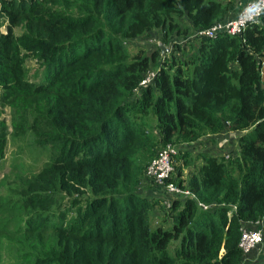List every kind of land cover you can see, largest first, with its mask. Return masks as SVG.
Wrapping results in <instances>:
<instances>
[{"label": "trees", "instance_id": "trees-1", "mask_svg": "<svg viewBox=\"0 0 264 264\" xmlns=\"http://www.w3.org/2000/svg\"><path fill=\"white\" fill-rule=\"evenodd\" d=\"M233 3L0 0L7 18H20L24 37H14V21L0 33V94L27 93L48 104L31 123L14 119L41 147H51L38 186L60 193L57 212L72 217L69 226L58 219L52 231L49 215L31 218L24 233L5 237L23 241L19 264H247L240 229L264 219V11L240 36L194 37L183 61L124 46L153 30L186 41L231 20L224 17ZM184 18L190 24L181 33ZM24 51L38 67L33 83L24 79ZM151 69L153 77L141 85ZM62 93L78 97L75 111L61 102ZM227 130L240 135L239 156L197 153L201 165L177 183L190 196L169 197L166 218L154 225L153 204L134 185L158 149L185 151V144ZM187 155L177 156L185 166ZM66 179L69 191L55 182ZM78 185L85 192H76ZM42 195L29 197L55 201Z\"/></svg>", "mask_w": 264, "mask_h": 264}, {"label": "rangeland", "instance_id": "rangeland-1", "mask_svg": "<svg viewBox=\"0 0 264 264\" xmlns=\"http://www.w3.org/2000/svg\"><path fill=\"white\" fill-rule=\"evenodd\" d=\"M73 2V0H70ZM222 4L227 2V0H219ZM18 4V0H16ZM59 8H61L59 6ZM72 9V8H70ZM63 10V9H61ZM20 18L16 15L12 18H7L4 13L1 12L0 5V33L6 34L8 27L11 26L14 21L16 26H14L13 34L18 41H23V30L19 23ZM189 22L186 18L179 21V32H184L185 28H189ZM176 33V32H175ZM166 35V40L164 39L163 33L159 30H153L148 34L141 36L135 40L126 41L124 43L125 47L131 50H143L147 56L156 55L157 60L163 61L164 58L170 56H176L180 58L181 61L191 52L190 49L195 45L194 34L189 36V39L184 41L174 35ZM170 40L173 44H169L166 41ZM164 44V45H163ZM180 44L186 51L185 55L178 50H176L175 45ZM159 45L165 49L164 55H161L159 50ZM19 57L24 60L23 67L25 69L24 79L33 83L36 81L37 65L35 60H32L28 56V52H22ZM262 85L264 86V59L262 62ZM153 73V69L149 71L146 77H150ZM23 95V96H21ZM22 99H21V98ZM20 97L14 98L13 95H1L0 94V264H19L18 257L16 255L17 249L23 242L20 239H6L5 237L14 238L18 234L24 233V229L29 223L31 218L39 217L42 218L45 215L50 216L51 222L48 225V230L52 231L58 225V219H62L63 224L69 226L70 217L67 215V210L62 209L57 212L59 208V203L56 201L57 198L61 197L60 193H42L41 188L38 186L41 178V168L46 164L51 156V147H41L40 140L38 137L31 133L23 132L22 126L19 118L14 116H25L29 123L32 122L36 113L46 112L48 110V104L40 99L33 97L31 94H20ZM61 102L70 110L75 111L76 108L73 104L78 103V97H69L68 93L60 94ZM187 148L191 146L189 144ZM173 148H180V146L169 145ZM182 146V145H181ZM235 148L237 146L233 145ZM231 146H227L228 149ZM165 148H160L157 150L158 153ZM206 150V147H202ZM238 149V148H237ZM187 153L185 157L188 165L185 166L183 163V158H176L174 160L173 172L170 182L177 186L178 182L186 183L187 178L193 172H195L198 167L199 160L196 159V153ZM157 153V154H158ZM215 154L216 151H214ZM220 155V154H218ZM225 156H232L233 152L228 151ZM147 169V168H146ZM146 169L141 177L137 180L134 185V193L137 196L147 199L150 204H153V209L151 212V221L154 225L160 224L164 221L166 209L168 202L166 201L169 197L165 190H161L152 180L148 179L146 176ZM178 169L180 174L178 173ZM64 186L65 190L69 191L70 181L67 179L62 183L55 181ZM76 192H85V188L78 185ZM32 193H40L42 196H52L55 201L50 199L48 202L44 203L42 198L31 199L29 196ZM63 196L67 195L65 192L61 193ZM213 209V208H212ZM65 218H61V217ZM165 224L167 222L165 221ZM153 225V226H154Z\"/></svg>", "mask_w": 264, "mask_h": 264}, {"label": "built area", "instance_id": "built-area-1", "mask_svg": "<svg viewBox=\"0 0 264 264\" xmlns=\"http://www.w3.org/2000/svg\"><path fill=\"white\" fill-rule=\"evenodd\" d=\"M264 11V0H250L242 7L236 18L214 23L210 28L197 30L194 37L213 39L219 35L240 36L244 30L257 24L261 13ZM147 77L141 85L148 84L150 78ZM178 148L169 145L159 152L146 169V176L152 180L161 190H165L168 195L175 198L188 197L190 193L182 190L170 182L174 160L178 156ZM203 210L211 207L200 205ZM235 210V207H233ZM264 243V219L254 223H246L240 229V239L238 248L241 251L245 262L255 254L258 248Z\"/></svg>", "mask_w": 264, "mask_h": 264}, {"label": "crops", "instance_id": "crops-1", "mask_svg": "<svg viewBox=\"0 0 264 264\" xmlns=\"http://www.w3.org/2000/svg\"><path fill=\"white\" fill-rule=\"evenodd\" d=\"M234 3L229 7L227 14L224 19H234L239 14L242 7L250 0H233ZM223 19V20H224ZM240 135L231 133L228 130L219 135L209 136L203 139L200 142L189 144L191 147L187 148L185 145V151L181 149L182 153H193L194 151L211 153L212 155L223 156L224 154H228V151L233 152V157L239 156L238 147L235 148L233 145L237 146V139ZM206 147V150L202 149V147ZM227 146H231L226 149ZM214 151H216L215 154ZM196 153V154H197ZM201 163H199V166ZM247 264H264V243L258 248L255 254L248 260Z\"/></svg>", "mask_w": 264, "mask_h": 264}, {"label": "water", "instance_id": "water-1", "mask_svg": "<svg viewBox=\"0 0 264 264\" xmlns=\"http://www.w3.org/2000/svg\"><path fill=\"white\" fill-rule=\"evenodd\" d=\"M159 48H160L161 55H163L165 53V49H163L161 45H159Z\"/></svg>", "mask_w": 264, "mask_h": 264}, {"label": "clouds", "instance_id": "clouds-1", "mask_svg": "<svg viewBox=\"0 0 264 264\" xmlns=\"http://www.w3.org/2000/svg\"><path fill=\"white\" fill-rule=\"evenodd\" d=\"M178 150H179V151H180V153H181V148H178ZM226 157H227V156H226ZM176 158H177V157H176ZM176 158H175V159H176Z\"/></svg>", "mask_w": 264, "mask_h": 264}]
</instances>
